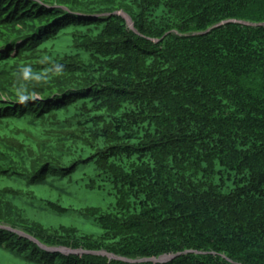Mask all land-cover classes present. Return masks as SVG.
Masks as SVG:
<instances>
[{
    "label": "trees",
    "instance_id": "16d2710c",
    "mask_svg": "<svg viewBox=\"0 0 264 264\" xmlns=\"http://www.w3.org/2000/svg\"><path fill=\"white\" fill-rule=\"evenodd\" d=\"M22 2L0 264H264V0Z\"/></svg>",
    "mask_w": 264,
    "mask_h": 264
},
{
    "label": "rangeland",
    "instance_id": "374dc122",
    "mask_svg": "<svg viewBox=\"0 0 264 264\" xmlns=\"http://www.w3.org/2000/svg\"><path fill=\"white\" fill-rule=\"evenodd\" d=\"M0 1H5V0H0ZM9 2H18V1H20V3L22 4V3H24V2H22V1H29L30 2V5H32L31 4V0H8ZM34 1V0H33ZM35 1H37V0H35ZM7 15H9V13L7 14ZM1 19V18H0ZM2 22V20H0V23ZM19 22H22V21H17V23H19ZM6 30V28L2 25V24H0V33L1 32H4ZM18 36V35H17ZM17 36H15V37H12L11 39L13 40L14 38H16ZM6 51V50H5ZM4 82H6L5 80H0V84L1 83H4ZM6 86H7V84H6ZM38 96V95H37ZM6 98H8L9 100H10V98H9V95H8V91H7V88H5V90H1L0 91V99H2L1 100V102H6V103H8L7 102V100H6ZM35 219H37V220H39V221H41L42 223H44L45 222V219L43 218V216L42 215H38L37 217H35ZM54 223H58L59 221L61 222V221H63V219H61V218H59V217H51L50 218ZM53 225H56V224H53ZM51 248H55V247H50V250H53V249H51Z\"/></svg>",
    "mask_w": 264,
    "mask_h": 264
},
{
    "label": "water",
    "instance_id": "95a60500",
    "mask_svg": "<svg viewBox=\"0 0 264 264\" xmlns=\"http://www.w3.org/2000/svg\"><path fill=\"white\" fill-rule=\"evenodd\" d=\"M126 17H127V21H128V23L131 25V26H133V23H132V21H131V18L130 17H128L127 15H125ZM174 256H170V255H167V256H161L160 258H158V259H152L155 263H158V262H166V261H168V260H170V259H172Z\"/></svg>",
    "mask_w": 264,
    "mask_h": 264
}]
</instances>
